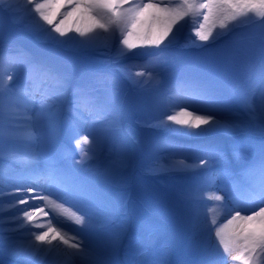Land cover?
<instances>
[{
	"label": "snow or ice",
	"instance_id": "obj_1",
	"mask_svg": "<svg viewBox=\"0 0 264 264\" xmlns=\"http://www.w3.org/2000/svg\"><path fill=\"white\" fill-rule=\"evenodd\" d=\"M5 12L16 22L26 24L43 41L77 49H89L102 44L111 51L115 47L114 62L133 54L132 50L136 48H159L161 45L167 48L176 40L180 30L178 26L186 18H191V22L197 25L193 31L196 40L201 42L197 44L196 41H190V44L204 47L207 42H217L221 36L233 32L242 22L254 17L252 22L258 23L261 31L249 38L252 43H258L257 62L250 66V74L258 77L264 91V0H179L178 4L169 3L168 0H147L143 3H137L136 0H0V16ZM117 42L119 47H116ZM5 71L8 72V81L14 78L15 72H24V86L15 92L6 93L3 83ZM120 71L133 85L141 88L156 80L151 62L125 65ZM67 87L66 78L45 65L31 63L23 54H5L0 50V148L5 143L22 142L27 146V150L21 153L26 161H45L43 170L16 178L17 193L25 190L29 194L33 193L34 187L26 181L38 183L41 178H45L50 188L61 189L64 196L75 201L80 210L79 215L73 213L77 224L85 225L93 218L103 224L108 221V217L103 212L99 198L75 175L60 167L53 155L58 116L65 103ZM233 87L239 93L243 115L215 102L205 89L189 85L183 89L182 103H177L171 96L157 97L145 123L149 127L163 128L186 137L202 136L213 131H251L264 135V106L259 110L254 108L249 103V91L241 83ZM117 91L118 88L110 90L108 97L101 102L87 86L73 89L69 122L76 134L85 128L87 131L76 141L77 147L90 145L88 151H81L76 165H87L97 160L117 131V121L111 107ZM221 113L226 115L221 118ZM85 114L92 117L90 123ZM161 152L167 155L160 156ZM151 154L154 159L168 161L154 170L193 174L194 178L180 194L186 209L183 222L190 232L199 230L207 234L214 228L219 246L234 264H264V207L244 215L241 211L248 210L239 207L245 198L264 202V152L248 168L237 173L230 183L216 191L212 189H216L217 176L233 175L214 168L216 162L223 158L216 146L155 144ZM2 157L3 152L0 151ZM126 163L127 152L122 147L112 161L110 170L122 168ZM218 192L226 193L227 200L236 208H228L226 196ZM0 195L3 193L0 192ZM38 198L55 203L48 195ZM205 199L217 202L208 209L207 220L202 218L200 212V205ZM18 202L25 205L28 199L20 198ZM221 209L234 211V215L217 226ZM47 216L48 212L43 207L22 210L23 223L11 231L25 229L30 232L32 239L13 242L12 254L32 260L42 252H59L58 245L53 244L59 241L72 250L63 251L64 264H73L77 257L85 264H103L100 254L81 238L66 234L53 226L51 220L40 222L39 217ZM3 223L0 219V224ZM26 225L30 228H26ZM31 228L44 230L32 232ZM2 232L3 228H0ZM3 240L0 235V250Z\"/></svg>",
	"mask_w": 264,
	"mask_h": 264
},
{
	"label": "rangeland",
	"instance_id": "obj_2",
	"mask_svg": "<svg viewBox=\"0 0 264 264\" xmlns=\"http://www.w3.org/2000/svg\"><path fill=\"white\" fill-rule=\"evenodd\" d=\"M254 19L253 17L242 22L233 32L221 36L215 43L207 42L204 47H195L189 42L191 48L189 51H181L182 46L176 43L167 48L152 50L136 48L132 50L133 54L114 62L115 47L111 51L109 48H94L89 51L65 50L52 44H38L23 24L12 25L13 18L5 12L0 16V47L27 50L36 64H43L64 76L68 84L65 95H68L69 101H73L72 91L76 87L87 86L92 95L101 102L108 97L110 90L118 88L111 107L116 121L121 117L129 121L130 125L126 131L132 137L130 126L141 125L142 117L149 112V108L158 97L157 94L166 87L182 81L205 89L215 102L243 115L239 93L233 87L234 84L241 83L249 91V103L257 110L264 106V91L257 87L259 79L256 75L250 74V66L257 62L258 43H252L249 38L257 36L261 31L259 24L252 22ZM196 43L201 42L196 40ZM116 47H119L118 43ZM150 54L163 56L155 63L151 61L156 66L154 69L156 80L143 88L133 85L126 77L123 82L112 71L114 69L123 74L120 71L121 67L132 63L138 64L143 56ZM29 55L25 56L28 58ZM67 103L65 99L63 106ZM225 115L226 113L220 114L222 118ZM231 134L235 137H229ZM136 135L137 139L141 135V138L148 140L152 147L155 144H163L162 139L166 141L164 138H157L153 132L143 134L140 129ZM224 136L219 133L208 134V137L217 140V145H222L225 151L229 150L227 157L223 155V158L216 162L215 169L232 172L233 166L229 165L228 161L230 158H234L236 167L248 168L252 163L250 158L256 151L254 148L264 149V135L258 132H234L226 133L227 138ZM134 140L135 138H132V141ZM138 146L133 143L131 147H127L125 166L114 170H110L109 167L110 173L121 174L124 179L116 189L111 187L117 185L114 181L107 182L102 175L93 172L99 165V157L88 165L79 167L85 185L90 183L91 188L95 190V193L93 190L92 192L99 198L104 213L115 219L110 221L116 226L112 231L98 232L87 228L88 224H71L61 220L58 212L51 214V221L61 231L83 239L84 243L100 254L103 264H136L138 256L141 260L148 258L143 264H200L220 259V255L215 257L210 255L200 262L197 255L201 251L203 233L199 230L190 232L183 222L186 209L180 194L194 178L193 174L180 171L163 173L166 170L163 172L155 170L156 172L144 178H138L147 169L144 165L142 167L136 165L145 151ZM163 154L164 152L159 153ZM113 160L115 159L108 158V164L111 165ZM240 162L242 165L238 166ZM85 174L89 176L88 180ZM226 177L229 178L219 175L215 181L225 182ZM101 184L104 186L100 188ZM87 189L90 190L88 187ZM142 216L152 218L153 225L157 228L155 232L153 229L141 228L139 219ZM172 237H175V240H172ZM139 238L143 239L145 244H138L136 241ZM128 239L129 244L125 243ZM131 239H134V242ZM148 240H156V245L148 247L146 245ZM62 248L64 251H72L66 246ZM50 264H55V260ZM73 264L85 262L77 257Z\"/></svg>",
	"mask_w": 264,
	"mask_h": 264
},
{
	"label": "bare ground",
	"instance_id": "obj_3",
	"mask_svg": "<svg viewBox=\"0 0 264 264\" xmlns=\"http://www.w3.org/2000/svg\"><path fill=\"white\" fill-rule=\"evenodd\" d=\"M179 0H168L169 3H173V4H177ZM137 3H143V2H147V0H136ZM33 16H35V14L33 13ZM38 19V17H37ZM42 23V22H41ZM12 25H22L21 23L16 22L13 19V22H11ZM25 26V28H27V32L31 33L34 37H35V41L38 44H52L54 46H58L61 48H65V50H93L94 48H98V49H105L107 47L103 46L102 44L94 47V48H89V49H77V48H72V47H68V46H62V45H58L56 43L50 42V41H43L41 40L36 33H34L33 31L29 30V28L27 27L26 24H23ZM181 26L179 32L176 34V40L173 43L181 44V43H189L190 41H196V37L194 35V31L193 29L197 26L194 25L191 22V18H186L184 21L180 22ZM45 27H47V25H45ZM70 35H75L74 33H70ZM5 43V41H4ZM118 43V42H117ZM165 43H167V41H165ZM172 43V44H173ZM7 44V43H5ZM163 45H161L160 47H162ZM177 46V45H176ZM159 47V48H160ZM147 50H152V49H156L154 47L152 48H148L145 47ZM0 50H3V52L5 54H11V55H16V53L14 54V51H9L8 47H0ZM154 60H156V57L154 58ZM132 65H139V64H134L132 63ZM136 70V69H134ZM115 75L119 78H121L123 80V82L125 81V76L124 74H121L119 71L117 70H112ZM21 71H17L14 73V78L11 81H8L7 79V75L8 72L5 71L4 73V78H3V83H4V88L6 93L10 90H18L19 88H21L22 86H24L25 83V78H22L21 82L22 84L17 85L16 83V78L17 76H20ZM101 83H104L101 81ZM126 83V82H125ZM128 84V83H127ZM258 88H262L260 83L257 84ZM177 111L179 110L178 108L176 109ZM191 110V109H189ZM151 112V110L142 117L141 119V125H136V126H130V134L132 135V137L136 138V134L137 132H139V129L141 130V132L144 133H148L151 132L149 131L147 128L144 127V124L149 116V113ZM221 117V116H220ZM222 118V117H221ZM69 117H67L66 114H64L63 112H60L59 116H58V121H57V126H58V139L56 142V146H58L61 142H64L63 139H66L67 141V149L62 150V152L60 154L64 155L65 157H73L77 160L80 159L81 157V151L83 150L81 147L78 148H73V144H76V141L80 139V136L87 134L86 128L84 131L79 132L78 134H76L74 132V129L72 128L70 122H69ZM65 124V125H64ZM67 125H70L69 127ZM129 121L127 119H123L122 117L119 119V121H117V131L115 132V134H119L122 137H125V139H128V134L126 133V130L129 126ZM157 132L164 135L165 137H170L171 140L166 143V144H178V145H183L181 143L183 142H187L188 139H192V140H200L201 144H207L211 138L208 137V134H215V133H219L222 136L226 137V133L229 134L228 132H224V131H213L207 134L202 135L201 138H199L200 136H194V137H186V136H181L175 132H170L166 129L163 128H158ZM114 134V135H115ZM207 136V137H205ZM143 137V136H142ZM229 137L234 138L235 135L231 134L229 135ZM137 139V138H136ZM139 145L138 147L142 148L143 150H145L141 157L138 159V162L136 163V165L138 167H142L143 165L147 167V169L141 173L138 178H144L146 175H150L152 173V171L154 169H157L156 166L158 164H160L159 162L161 161V164H167L168 161L167 160H157L154 159L152 157V146L150 145L149 141L146 140L145 138H141V135L138 137L137 141H136V145ZM121 145L116 146H111V147H104L103 151L99 154V165L98 167L93 169V172L95 174L98 175H102V177L104 179H106L107 182L110 181H114L117 185H113L111 186L112 188L116 189L118 187V185L122 184L124 182V179L122 178L121 174H116L113 175L112 173H110L109 171V167L110 165L108 164L107 160L108 158H113L116 159L117 154L120 152ZM125 146L127 147L128 144H125ZM106 148V149H105ZM27 150V146L22 143V142H18V143H5L3 144L2 148H0V151L3 152V157L0 158V192L3 193V195H0V219H2L4 221L3 224H0V228H3V232L0 233V235L3 236L4 240H3V248L2 250H0V264H50V262L52 260H55V264H64V257H62V253H63V248L65 245L60 244L59 241H54L53 244L58 245L59 248V252H53L51 254H45V253H40L39 255H37L35 257V259L29 260L23 256L20 255H14L12 254V248L14 247L13 242L15 241H26L29 239H32L30 232L26 231L25 229H20L18 231H11L12 228H16L17 225L19 223H23V218H22V210H35L38 209L41 206L42 200L41 199H33L35 196L34 195H29V193L27 191H23V193H17L15 191V188L17 187L16 184V178L20 177V176H26L28 173L33 172L32 170H27L26 168L31 164L36 162L37 160H32V161H26L23 157V155H21V153L25 152ZM224 154V152H223ZM54 155V153H53ZM167 153H164L163 155L160 156H166ZM72 160V159H68ZM229 162H232L231 165L233 167L235 160L234 158L231 159ZM13 163V165L11 164ZM91 163V162H89ZM146 164V165H145ZM102 165V166H101ZM244 169H239L238 173L243 171ZM35 171H38L37 168L35 169ZM163 173H168V171H165ZM235 178V176H233V179ZM232 179L228 180V183L231 182ZM29 186L32 184L31 181H26ZM216 184V189H212V191H216L220 188V186H218V184L215 182ZM110 187V190H111ZM12 191L14 190V192H8L9 190ZM11 193V194H10ZM222 193V194H220ZM218 194L220 195H225L226 196V200L225 203L228 205V208L233 209L234 207L232 205H234L231 201L227 200V194L223 193V192H218ZM20 198H26L28 199V203L25 205H21L19 204V199ZM70 199V198H68ZM247 199V198H245ZM244 200V199H243ZM67 200H63V199H58V205H64L66 207H59L61 208L63 211L70 213V208L74 207L77 210H79L78 206L76 205L75 201L73 199H71V203L67 204L66 203ZM217 202L213 201V200H203L200 207L202 208L200 210L201 214H202V218L208 219L209 218V213H208V209L211 208L214 204H216ZM66 204V205H65ZM245 209L249 210L250 208H258L259 207H263V206H258V204L256 202H246L245 204ZM236 207V205H234ZM243 209V208H241ZM47 211V210H45ZM243 213H245V211H243ZM234 215V211H227V210H219V216H218V224L217 226H220L222 224H224L228 219L231 218V216ZM243 215V214H242ZM40 222L45 223L49 220V217H39ZM92 223L97 224V223H101L100 220L93 218ZM153 220H151V218L149 217H142L140 219V223L144 226V227H151ZM53 226L54 223H53ZM26 228H30L29 225L25 226ZM56 227V226H55ZM102 228L104 229V231L109 230L112 231L114 226L113 224L108 220L106 223H103ZM44 229H40V228H31L32 232H40L43 231ZM108 232V231H107ZM172 240H175V237H172ZM34 242V241H33ZM144 241L143 240H139L137 241L138 244H142ZM153 243L152 240H148L147 244H151ZM43 247H48V246H43ZM200 254H198L197 256L199 257H203V259H207L208 257H210V255L212 256H221V260L217 261L215 260V262H210L209 264H234V262H232L228 257L225 256V254L223 253V249L219 246L218 241L215 237V229L213 228L212 231L210 233H203L202 234V243H200Z\"/></svg>",
	"mask_w": 264,
	"mask_h": 264
}]
</instances>
